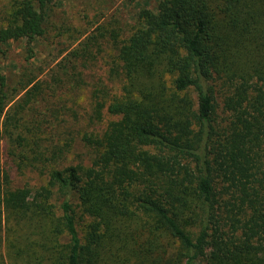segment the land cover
Masks as SVG:
<instances>
[{
	"label": "trees",
	"instance_id": "1",
	"mask_svg": "<svg viewBox=\"0 0 264 264\" xmlns=\"http://www.w3.org/2000/svg\"><path fill=\"white\" fill-rule=\"evenodd\" d=\"M54 1H15L0 40L30 60ZM129 30L98 35L116 89H90L88 165H66L73 142L29 147L41 84L0 75V264H264V0H159ZM36 164L39 184H13Z\"/></svg>",
	"mask_w": 264,
	"mask_h": 264
},
{
	"label": "rangeland",
	"instance_id": "2",
	"mask_svg": "<svg viewBox=\"0 0 264 264\" xmlns=\"http://www.w3.org/2000/svg\"><path fill=\"white\" fill-rule=\"evenodd\" d=\"M15 1L18 0H0V28L5 25V18ZM158 1L55 0L44 11V34L30 42L33 57L27 61L24 41L0 40V75L5 77L7 84L14 87L18 80L31 77L41 84L39 94L27 107L29 115L25 117V120L32 117L37 120L36 124L24 127L29 147L45 153H49L50 149L49 145L32 140V133H35L40 142H54L51 141L54 138L73 142V148L65 157L66 165L80 162L88 165L89 155L78 139L83 133L81 127L89 123L87 115L90 113H86V110L92 103L90 89L92 86L102 87L106 94L111 95L116 89L106 76V63L111 60L114 52L111 40L107 33L104 37L98 35L106 28L108 31L120 30L122 36L124 33L128 34L138 12L141 9L155 12ZM99 27L102 29L98 32L96 29ZM88 36H95L96 39V43L85 49L90 53L89 56L72 57L74 50L83 48V42ZM44 113L49 115L54 128L48 129L47 133L38 134L35 131L42 128L40 121L43 120ZM9 149L4 141H0L2 161H5L4 151ZM32 157L30 156L29 160H32ZM14 161L13 164L17 163L18 159ZM41 169L39 164H36L32 168L11 170L13 184H39L43 177ZM4 229L3 224V232ZM1 251L4 254L5 247L2 243Z\"/></svg>",
	"mask_w": 264,
	"mask_h": 264
}]
</instances>
